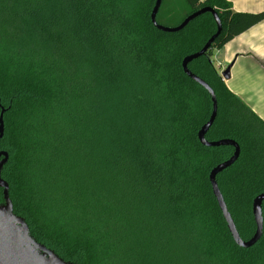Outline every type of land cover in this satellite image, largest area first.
I'll return each mask as SVG.
<instances>
[{
    "label": "trees",
    "instance_id": "1",
    "mask_svg": "<svg viewBox=\"0 0 264 264\" xmlns=\"http://www.w3.org/2000/svg\"><path fill=\"white\" fill-rule=\"evenodd\" d=\"M155 1L0 0L1 177L13 213L73 264H264V229L252 248H238L212 195L209 174L234 148L199 143L212 103L181 66L215 22L204 14L163 33L150 20ZM163 1L156 21L164 27L202 8L220 20L211 49L188 69L217 101L205 139L240 148L216 181L249 240L252 202L264 194V122L226 88L211 56L264 12L182 0L185 15L161 22Z\"/></svg>",
    "mask_w": 264,
    "mask_h": 264
},
{
    "label": "water",
    "instance_id": "2",
    "mask_svg": "<svg viewBox=\"0 0 264 264\" xmlns=\"http://www.w3.org/2000/svg\"><path fill=\"white\" fill-rule=\"evenodd\" d=\"M162 0H156L154 7L150 14L152 25L163 33L175 34L186 28L193 20L204 14H211L215 25V34L204 44V46L196 53L186 56L182 60L183 73L193 81L196 85L203 88L210 96L212 103V111L207 122L200 128L197 134L199 143L207 148H218L222 146H231L234 148L232 156L216 165L209 174V183L212 195L217 203V206L222 214L227 230L235 244L240 249L252 248L259 242L263 235L264 222L262 215V205L264 203V194L256 196L252 202V215L255 223V232L249 240H242L236 230L232 218L227 210L226 204L222 194L218 188L216 177L224 170L230 168L238 160L240 155L239 146L231 140H219L209 142L205 136L211 126L213 125L217 115V101L212 89L199 77L194 75L188 66L195 60L206 55L207 51L211 49L212 44L221 33V23L217 14L210 8H202L190 15H188L179 25L175 27H164L159 25L156 21L158 11L160 9ZM221 78L227 80L229 78V68L222 72ZM5 109L0 112V140L4 135V121L3 116ZM8 161V154L0 152V189L2 190V202H0V264H73L61 259L52 250L46 248L44 245L36 242L29 234L28 226L24 219L16 216L13 213L12 202L9 198L8 184L2 179L1 172Z\"/></svg>",
    "mask_w": 264,
    "mask_h": 264
},
{
    "label": "crops",
    "instance_id": "3",
    "mask_svg": "<svg viewBox=\"0 0 264 264\" xmlns=\"http://www.w3.org/2000/svg\"><path fill=\"white\" fill-rule=\"evenodd\" d=\"M234 12H264V0H226ZM211 62L220 73L229 68L226 88L264 122V20L214 49Z\"/></svg>",
    "mask_w": 264,
    "mask_h": 264
},
{
    "label": "rangeland",
    "instance_id": "4",
    "mask_svg": "<svg viewBox=\"0 0 264 264\" xmlns=\"http://www.w3.org/2000/svg\"><path fill=\"white\" fill-rule=\"evenodd\" d=\"M185 13H186V8H185L182 0H164L163 5H162V9L160 12V21L163 22V21L169 20L171 17H173V19H179L180 17L185 15ZM217 73L221 77L222 72L219 73L217 71Z\"/></svg>",
    "mask_w": 264,
    "mask_h": 264
}]
</instances>
